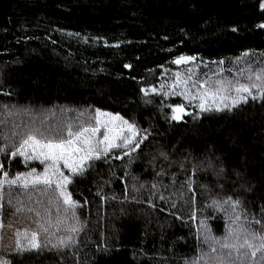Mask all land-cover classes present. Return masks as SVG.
I'll return each mask as SVG.
<instances>
[{
	"label": "trees",
	"instance_id": "obj_1",
	"mask_svg": "<svg viewBox=\"0 0 264 264\" xmlns=\"http://www.w3.org/2000/svg\"><path fill=\"white\" fill-rule=\"evenodd\" d=\"M260 23L264 11L258 0H0V146L8 147L7 153H0V176L3 171L13 177L43 169L11 156L28 128L47 132L68 122L74 128L80 123L88 126L87 118L97 108L119 113L150 133L133 154V163L127 157L113 159L122 155L117 149L107 163L96 161L69 186L82 206L76 214L84 226L74 235L77 243L68 248L53 249L49 244L40 251H15L16 229L37 230L39 211L41 223L55 233L64 205L43 186L5 184L0 190V220L5 225L0 229V259L11 264H190L197 257L213 256L204 241L205 227L219 238L226 226L264 223V100L249 99L233 111L213 110L196 118L198 107L186 105L192 115L177 122L166 119L171 114L167 105L182 103L181 96L150 94L152 103L145 104L140 91L160 90L161 84L170 91L174 73L183 76L189 69L201 80L207 75L248 83L249 66L264 68ZM245 52L249 55L242 56ZM179 55L196 60L172 63ZM240 69H246L243 76ZM25 108L31 111L25 113ZM160 151L175 163L165 161ZM189 153L197 160L219 157L228 175L217 178L211 169L193 175L192 163L184 159ZM161 168L164 174L157 176ZM234 169L244 173L243 180H236ZM228 196L241 201L236 224L230 207L226 205L225 212L213 206L214 200ZM17 207L22 211L16 213ZM65 234L62 226L49 238L54 244ZM252 259L246 258L245 264Z\"/></svg>",
	"mask_w": 264,
	"mask_h": 264
},
{
	"label": "snow or ice",
	"instance_id": "obj_2",
	"mask_svg": "<svg viewBox=\"0 0 264 264\" xmlns=\"http://www.w3.org/2000/svg\"><path fill=\"white\" fill-rule=\"evenodd\" d=\"M259 8L264 11V0H258ZM258 28L264 29V23L257 25ZM235 31V29H233ZM72 35V34H69ZM249 53H242V56H248ZM240 58H237L239 61ZM196 60L194 56L179 55L172 63L176 65H187L190 62ZM223 64L224 61L218 62ZM128 68L131 65H124ZM246 69H240V75ZM221 71H223L221 69ZM247 76L248 83H242L238 79H218L205 75V78L201 80L197 75L193 73L191 69L187 71L183 76L180 72L174 73V80L170 85V91H164L166 85L161 84L160 90L155 87L141 88L143 93L145 104L152 103L150 94L160 96L177 95L182 96L187 105L191 106L194 102L198 107L199 112L195 114L194 118L199 116V113L210 111H233L240 107L242 104H247L249 99L256 101L257 99L264 100V68L259 70L248 67ZM216 74H213L215 76ZM177 89H180L177 91ZM255 90V91H254ZM10 113L9 106H4ZM12 108L15 105L11 106ZM167 107L171 110L170 116L166 119L171 121H181L184 115H192L186 111V105L184 103L169 104ZM163 106H161V111ZM25 113H29V108L23 109ZM84 113H80V117H83ZM87 125L84 123L77 124L74 128L71 122L66 123L64 126H58L55 129H49L47 132L40 131L39 128H28L21 134L19 145H13L11 150V156H21L25 160L37 159L44 164L43 173H38L35 168L30 172H18L14 177L9 179V173L3 171V175L0 176V190L4 188V185L9 186L18 185L23 189L36 188L43 186V191L48 192L51 190L55 194L56 199L62 200L64 205V216L57 217L55 221V233H50L49 227H46L44 223H41V213L37 211L35 213L37 219L35 223L37 230L16 229L15 236V251L18 253L40 251L43 248H47L51 244L53 249L68 248L77 243L74 239V235L83 230V224L77 216V210L82 206L78 201L72 198V193L68 191L70 185L74 183L75 178L85 176L92 170L96 161L108 162V157L115 150L119 149L122 153L120 156H114L115 160H123L128 158L129 164L133 163V154L137 153L138 149H141V145L148 139L150 133L148 129H139L135 122H129L124 119L119 113L113 114L110 112H103L100 109H95L94 116L87 118ZM94 125V126H93ZM66 131V135H65ZM13 135L17 133L13 132ZM7 139V137H5ZM7 145L0 146V153H7ZM159 156L165 161H169L168 153L160 151ZM156 158H153V161ZM185 161L192 163L193 175L196 171H205L211 169L213 174L217 178H224L228 175L223 161L217 157L215 160L211 157H205L203 160H197L196 157L189 153L185 158ZM150 161V164L154 163ZM219 161V164H217ZM169 163H175V161H169ZM3 164L0 163V170H3ZM180 167H185L184 162L180 163ZM66 169L68 175L65 174ZM164 169L161 168L160 172L156 175H163ZM128 173L125 171V176ZM233 175L236 180H243L244 173L238 169L233 170ZM135 179V178H134ZM186 183L191 190L193 181L189 178ZM145 185H140V188ZM157 185L153 183L151 188L155 190ZM221 189L223 185H218ZM244 185L241 184V188ZM133 189L139 191L136 185L133 184ZM127 191V189H125ZM157 195L155 191L152 193ZM100 195V192L97 193ZM103 198V197H102ZM115 199V197H112ZM127 199V196H125ZM160 200H165L162 194H159ZM0 200H3L2 191H0ZM39 203V201H37ZM51 203V198L49 199ZM87 203V201H85ZM151 207H155L151 198L148 201ZM11 205V200H9ZM228 206L232 210L233 224H236L240 220L241 214L237 213V209L241 207V201L239 198L233 199L228 196L223 201H213V206L218 207L227 212ZM176 207L175 203L171 205ZM3 209V204H0V211ZM22 211L21 208H15V212ZM29 212L34 211L32 208L28 209ZM196 213L192 214V219H195ZM247 219V217H245ZM49 225L52 224L51 220H48ZM201 221V225H203ZM260 225L257 229L255 226ZM66 233L62 236H57L56 243L52 244L50 235H55L61 231V227ZM5 225L0 220V229ZM9 228L13 227L10 223ZM43 234L44 240L41 241L40 236ZM0 239H3L0 237ZM242 240V242H241ZM204 241L209 243L210 252L213 254L212 258L205 260L203 256L197 257L196 260L190 262V264H245V260L248 257L253 258L249 264H264V223L260 220H253L248 226L237 227H225V234L222 237H214L211 234V230L204 228ZM258 241V243H257ZM219 245V249L215 245ZM235 253V255H233ZM259 257L258 259H255ZM0 264H11V260L4 258L0 259Z\"/></svg>",
	"mask_w": 264,
	"mask_h": 264
},
{
	"label": "rangeland",
	"instance_id": "obj_3",
	"mask_svg": "<svg viewBox=\"0 0 264 264\" xmlns=\"http://www.w3.org/2000/svg\"><path fill=\"white\" fill-rule=\"evenodd\" d=\"M175 78V77H174ZM174 78L172 79V81L174 80ZM172 84V82L170 83V85ZM170 87V86H169ZM180 89H177V91H179ZM181 98H182V103H184L185 105H187V101H185L184 100V98L181 96ZM197 102H194L193 103V106H195V104H196ZM103 112H105V111H103ZM21 157V156H20ZM26 163H33V162H35V163H37L39 166H41V167H43V169H41V170H39V171H37L38 173H43V171H44V164H42L41 163V161L40 160H37V159H30V160H25L24 159V157H21ZM63 171H65V174L66 175H68L69 173H68V171L66 170V169H62ZM31 171V170H30ZM30 171H28V172H30ZM27 173V172H26ZM14 177V176H13ZM12 178V176L10 177L9 176V179H11Z\"/></svg>",
	"mask_w": 264,
	"mask_h": 264
}]
</instances>
